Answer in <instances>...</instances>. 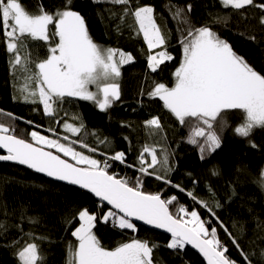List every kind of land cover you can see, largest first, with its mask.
<instances>
[{
  "label": "trees",
  "instance_id": "1",
  "mask_svg": "<svg viewBox=\"0 0 264 264\" xmlns=\"http://www.w3.org/2000/svg\"><path fill=\"white\" fill-rule=\"evenodd\" d=\"M19 2L29 12H38L43 7L55 13L64 0ZM73 2L74 10L85 18L95 43L133 56L131 62L120 65V99L101 111L96 102L64 97L53 104L54 114L46 116L39 97L28 95L35 87L28 77L35 71V63L45 59L54 44L26 39L19 48L21 64L15 65V56L7 51L0 24V124L9 127L10 134L26 140H30L33 130L61 134L64 124L80 127L73 140L87 145V150L95 149L94 156L107 160L110 174L128 178L132 185L140 178L141 190L158 194L161 199L175 196L177 199L169 205V210L174 215H183L178 213L182 205L188 213L197 211L201 220L207 222L209 231L217 228V238L226 247L230 259L244 264L240 251L232 243L235 238L250 256L251 264H264V127L255 128L249 137H241L234 131L241 123V113L228 111L227 127L222 131L215 129L221 137V146L211 153H201L197 144L189 143L198 122L181 124L159 98L148 95L156 82L168 87L174 84V72L182 60L180 41L186 26L181 18L174 16L177 7L187 11L190 5L187 18L192 26H209L254 70L264 75V23H261L264 9L257 7L264 0H254L253 5L240 10L224 8L220 0H138L141 5L153 7L157 25L167 38V47L161 46L153 53L166 50L173 56L155 72L148 68L149 50L143 35L135 30L138 26L134 18L121 19L122 6L106 0ZM153 117L159 119L160 129L146 124ZM196 139L204 142L203 138ZM145 146L155 148L160 160L167 156L170 172L165 173L160 165L148 172L165 176L168 182L138 171V157ZM117 151L125 153L124 163L110 159ZM181 188L185 191H180ZM201 201L210 204L215 216ZM100 207L86 192L47 181L18 166L0 163V264H21L18 252L32 242L38 245L42 257L38 264H69L70 246L76 244L72 231L80 223L78 212L85 208L97 212ZM107 210L103 207V211ZM111 223H97L93 229L108 250L135 238L148 241L150 246L157 245L154 264H204L186 246L169 249L167 244L171 239L164 235L142 227H136L135 231L120 230L111 227Z\"/></svg>",
  "mask_w": 264,
  "mask_h": 264
},
{
  "label": "snow or ice",
  "instance_id": "2",
  "mask_svg": "<svg viewBox=\"0 0 264 264\" xmlns=\"http://www.w3.org/2000/svg\"><path fill=\"white\" fill-rule=\"evenodd\" d=\"M106 2L122 6V20L126 17L134 18V24L138 26L135 30L143 35L149 50L147 63L151 71L155 72L165 61L173 59L166 50L153 53V50L161 46L167 47V38L157 25L153 7L141 5L138 0ZM220 3L224 8L240 10L253 5L254 0H220ZM257 7L264 9V3ZM74 8L73 0H64L55 13L43 7L38 12H29L19 0H0V24L7 51L15 56V65L21 64L19 48L26 39L51 41L54 44L49 49L50 54L35 63V71L28 77L29 81L35 82V87L30 91L24 89L29 96L39 97L46 115H52L53 104L64 97L92 100L101 111L107 110L114 101L120 99L119 84L114 82L121 75L120 65L133 60L131 54L117 53L115 49L103 48L95 43L89 35L85 18ZM190 9L189 5L187 11ZM187 11L177 7L174 12V16L181 18L186 26L183 29L184 38L180 41L182 60L175 69L174 84L168 87L165 83L156 82L148 95L163 101L164 107L181 124L197 121L189 143L197 144L201 153H211L221 146V137L215 129L222 131L227 127L225 114L228 111L238 110L241 113V123L234 129L241 137H249L255 128L264 127V75L254 70L229 42L220 38L209 26H192ZM261 23H264V17ZM90 85H95L98 91H90ZM146 124L160 129L157 117L147 120ZM66 130L75 135L81 128L66 124ZM11 131L9 127L0 124V149L7 152L6 155L0 154V161H14L48 177L78 185L110 206L107 211H103L104 205H101L97 212H90L86 208L78 212L80 223L72 231L76 244L70 246L69 264H154L153 252L157 245L150 246L148 241L134 238L131 242L121 243L108 250L93 232L97 223L109 222L114 227L135 231L133 221H143L170 233L171 240L167 244L169 249H181L190 244L199 250L207 264H240L226 255V247L217 238V228L212 227L209 231L205 226L207 222L201 220L197 211H191V219L188 220L185 217L189 213L182 205L178 213L183 215H174L169 210V205L177 199L175 196L168 200L161 199L158 194L142 191L140 178L132 185L128 178L110 174L107 160L101 162L76 151L72 147L75 141L66 145L32 131L30 135L35 142L32 143L10 134ZM197 137H203L204 142L199 143ZM64 139L68 140V137ZM45 148L55 149L75 163ZM145 153L151 156V163L145 162ZM124 157V152L117 151L110 159L124 163ZM138 162L139 172L156 175V179L168 182L165 176L148 172V169H155L157 165L165 173L170 172L167 156L160 160L155 148L145 146ZM180 191L185 190L181 188ZM187 194L194 201L197 200L192 192ZM201 203L215 216L209 203ZM232 243L240 251L244 264H251L250 256L235 238H232ZM18 257L21 264H38L42 260L38 245L34 242L26 243L18 252Z\"/></svg>",
  "mask_w": 264,
  "mask_h": 264
},
{
  "label": "rangeland",
  "instance_id": "3",
  "mask_svg": "<svg viewBox=\"0 0 264 264\" xmlns=\"http://www.w3.org/2000/svg\"><path fill=\"white\" fill-rule=\"evenodd\" d=\"M146 44V43H145ZM147 46V45H146ZM117 53H119V52H117ZM116 60L118 61L119 60V58L116 56ZM131 62V61H130ZM129 63V62H128ZM124 65V64H123ZM151 70V69H150ZM114 82H116V83H118V78H116V80L114 81ZM89 90L90 91H92V92H97L98 91V89L96 88V86L95 85H90L89 86ZM156 98H158V97H156ZM86 101H89V102H92V103H95V101H92V100H86ZM163 102V101H162ZM42 104V103H41ZM42 108H43V112H44V114H45V111H44V105L42 104ZM99 108V107H98ZM100 109V108H99ZM53 114H54V112H53ZM52 114V115H53ZM46 115V114H45ZM52 115H46V116H52ZM76 127V126H75ZM40 130V131H39ZM38 131L37 130H33V131H36V132H38L40 135H43V136H46V137H48V138H50V139H57V140H59V142H61V143H64V144H69V143H71V142H73L74 140H73V137H75V136H77V134H72L71 132H69V131H67L66 130V124H64V125H62L61 126V134H56V133H53V132H44V131H42V130H44V129H39ZM32 132V131H31ZM65 136H67L68 137V140H65L64 139V137ZM200 138H203V137H200ZM204 139V138H203ZM27 141H29V142H32V143H35L34 141H32V137H31V135H30V140H27ZM37 146H39V145H37ZM72 147L76 150V151H79V152H82L84 155H88V156H90L91 158H94V159H97L98 161H101V162H103L104 161V159L102 160L101 158H97L96 157V155L94 156V154H95V152L94 151H89V150H87L82 144H77V143H73L72 144ZM46 150H49V151H52V152H54V153H56V154H58V155H60L61 157H63V158H65L66 160H68V161H70L71 163H75V161H72L71 160V158L70 157H65V156H63V154L62 153H57L56 152V150L55 149H48V148H45ZM94 153V154H93ZM115 162H117V163H121L120 161H115ZM145 162L146 163H151V156L150 155H148L147 153H145ZM158 166V165H157ZM156 168H160L159 166L158 167H156ZM150 169H152V168H150ZM150 169H148V170H150ZM185 219H188V220H190L191 219V216H190V213H189V215L188 216H186L185 217ZM204 221V220H203ZM111 227H114L113 226V223H111V225H110ZM118 229H120L118 226H116ZM120 230H132V229H120ZM133 231V230H132ZM75 238V237H74ZM21 262V261H20Z\"/></svg>",
  "mask_w": 264,
  "mask_h": 264
},
{
  "label": "water",
  "instance_id": "4",
  "mask_svg": "<svg viewBox=\"0 0 264 264\" xmlns=\"http://www.w3.org/2000/svg\"><path fill=\"white\" fill-rule=\"evenodd\" d=\"M46 150V149H45ZM49 151V150H48ZM54 153V152H53ZM0 154H3V155H6L7 152L6 150L4 149H0ZM56 154V153H54ZM58 155V154H57ZM62 159H65L63 157H61ZM66 160V159H65ZM70 162V161H69ZM0 163H4V164H10V165H14V166H18L20 168H23L25 170H28L40 177H42L43 179L47 180V181H50V182H53V183H57V184H61V185H64V186H68V187H71V188H75V189H78L80 191H83V192H86L88 194H90L100 205H104L105 208H110L109 205L106 204V202H102L99 200L98 197H95L94 194L90 193L88 190L86 189H82L80 188L78 185H71L69 183H67L66 181H59V180H56L52 177H48L46 174L44 173H38L36 172L34 169H30L28 168L26 165H20L14 161H0ZM135 226L136 227H142V228H145L149 231H152V232H156V233H159L161 235H164L166 236L167 238L171 239V234L170 233H167L164 229H158V228H155L153 225H148V224H145L143 221H133ZM188 249H190L192 252H194L195 254H197L204 262V264H207V260L204 258V256L199 252L198 249L194 248L192 245L190 244H186L185 245Z\"/></svg>",
  "mask_w": 264,
  "mask_h": 264
}]
</instances>
